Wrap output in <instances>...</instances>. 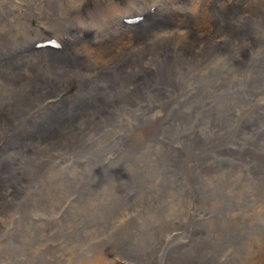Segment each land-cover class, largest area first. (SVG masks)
I'll return each mask as SVG.
<instances>
[{
    "label": "bare ground",
    "instance_id": "bare-ground-1",
    "mask_svg": "<svg viewBox=\"0 0 264 264\" xmlns=\"http://www.w3.org/2000/svg\"><path fill=\"white\" fill-rule=\"evenodd\" d=\"M84 1L61 0L54 14L25 9L20 0L0 2L11 14L0 18V130L5 133L0 135V248L4 245L2 241L16 231L11 225L20 218L23 188L27 189V195L38 186L30 178L38 170L63 167L66 161L55 169L46 163L49 158L57 163V157L68 152L73 144L81 145L83 140L78 142V135L82 139L83 135L95 132L96 119H103L114 130L102 162L108 159L106 154L112 157L106 164L121 154L126 156L125 146L130 142L125 133L128 127L139 128L142 138L137 141L144 140L150 148V162L155 161L161 167L156 176L158 183H163L169 174L180 178L188 153L195 156L196 151L211 146V135L220 129L226 131L229 126L240 129V125L247 126L253 117L251 127L264 135L260 131L264 128V0H120L124 6L118 0H92L94 8L87 12L91 17L88 20L80 16ZM211 5L215 8H210ZM137 15L144 20L140 24L127 21ZM30 18L35 19L36 26ZM13 28L17 41L5 35ZM45 30L50 33L45 34ZM45 39H52L58 47L32 49L36 42ZM21 45H28L29 51L18 50ZM70 81L75 86L71 95L64 90L65 82ZM243 117L246 121H242ZM184 125L191 127L183 130ZM156 130L168 136L167 143L174 140L184 143L186 154L177 156L172 150L163 149V142L161 146L155 143L151 132ZM243 135V142L235 144V151L247 157L255 145L250 146L247 141H255L257 134ZM1 152H9L10 156ZM260 155L264 156V146ZM22 157H33L40 162L23 168L26 172L21 173L18 164ZM258 157L253 162H259ZM252 168L250 176L238 173L235 177L255 178L258 183L246 182L230 191L234 201L246 187L245 193L264 188V175ZM46 184L49 189L55 188ZM69 185L74 192L75 179ZM87 188L88 181L84 178L78 193ZM175 193L183 208L182 226L188 206L191 210L196 206L188 205L189 197L183 190ZM221 202L223 208L219 203L212 205L218 213L226 209V202ZM227 205L231 204L227 202ZM60 208L50 218L52 222H58ZM230 213L215 218L228 222L221 229L222 241L233 236L237 226L245 221L251 222L253 231L255 216L264 215V210ZM30 220L44 221L35 214ZM209 221L212 217L200 227ZM175 224L176 221L171 222ZM182 227L191 236L189 229ZM175 229L179 227L170 232ZM60 236L63 242V234ZM45 238L54 240L50 235ZM152 239L148 246L154 250L151 255L137 257L122 252V258L111 253L122 250L118 241L110 247L99 241V255L84 264H157L159 257L156 259ZM67 257L66 254L63 257L65 262ZM192 257L189 252L180 253L174 264H196ZM229 260V264H264V252L247 253L238 261L234 257Z\"/></svg>",
    "mask_w": 264,
    "mask_h": 264
},
{
    "label": "rangeland",
    "instance_id": "rangeland-1",
    "mask_svg": "<svg viewBox=\"0 0 264 264\" xmlns=\"http://www.w3.org/2000/svg\"><path fill=\"white\" fill-rule=\"evenodd\" d=\"M6 1L0 0V2ZM60 2L61 0H20V4L25 9L31 11L45 10L51 14L56 12ZM120 4L124 6V2L120 1ZM0 7V18L3 19L11 15L6 7ZM209 7L215 8L214 5ZM93 8L92 0H85L80 16L86 20L90 19L91 17L87 12ZM30 22L36 26L34 18H30ZM11 32L13 33L9 35ZM9 33L5 32L7 39L18 40L17 36L13 37L14 28ZM49 33V30H45V34ZM68 83L65 82L64 90H67V93L71 95L75 91V86L72 81L69 85ZM248 117L251 118V116ZM252 118L247 126L240 125L241 130L237 126H233L234 130L233 127L229 126L226 127V131L221 129L216 131L212 134L213 136L211 135L214 145L211 144V146L202 148L199 150L201 152L196 151L197 156L190 157L192 153L190 155L188 153L189 158L186 161L183 175L176 178L169 174L170 176H167L163 183H158L159 181L156 179L161 167L155 161L150 162L149 146L144 140L137 141L138 138H142L139 128L128 127L129 130L127 131L129 132L126 131L125 133L128 138L127 141L131 143H127L125 146L127 148L126 156L121 154L117 160L106 164L107 160H112V157L110 158L109 154H106L108 159L102 162L103 155L109 150L108 138L114 130L108 127L103 119H96L93 126L95 132L83 135L82 139L81 134L78 135L76 140L78 142L83 140L81 145L73 144L68 152L59 155L57 157L58 164L51 158L46 163L50 164L51 169L53 167L55 169L66 161L63 167L57 170H44L46 172L42 171L43 173L41 170L36 171L30 179H34V185L38 186H35L27 195H25L27 189L23 188L20 218L16 224L11 225V227L15 226L16 231L2 241L4 245L0 248V264H84L92 257L99 255L101 251L99 241L106 242L109 247L114 246L118 241L122 250L111 251V253L121 258L122 252L132 256L147 257L154 251L148 247L152 238H155L151 242L154 244L156 259L159 257L157 264H169L170 259L174 264L178 255L184 252L191 253L196 264H229L228 260L231 257L238 261L247 253L264 252V215L255 216L253 231L250 230L251 222L245 221L239 224L235 234L225 241H222L221 229L228 222L215 219L220 218L221 213L224 215L231 214L230 211L232 214L242 211L249 214L264 210V188L251 189L254 190V193H245V190L248 189L246 187L247 189H242V195L235 201L229 195L230 191L234 192L246 182L258 183L255 178L237 179L235 174L241 173L242 176H250L249 169L253 167L252 170L254 169L260 175H264V156L260 155L264 146V135L257 133L251 127ZM19 120L20 118L15 121L18 122ZM243 120L246 121L245 117L242 118ZM189 127L191 126L184 125L182 129L185 130ZM262 130L264 131V128H260V131ZM152 132L151 136L155 143H159L158 145L161 146L163 142V149H170L177 156L186 154L184 143L179 142V144L175 140V143H167L168 136L166 137L159 130ZM252 132L257 134L256 140L250 143L247 141V143L250 146L255 144L254 149L249 156L241 157L235 151V144L243 142L241 140V138L244 139L243 134H251ZM4 134L0 130V135L3 136ZM224 135L225 137L221 139V142H217ZM237 138L239 139L237 140ZM232 143L234 144L232 145ZM202 152L203 154H201ZM227 152H232L233 155H227ZM1 153H8L10 156L9 152ZM257 155H259V162L255 163L253 159ZM38 162L40 161L33 157H22V161L19 164L16 163L21 173H25L23 168L30 165L34 167ZM102 163H105V166ZM61 168L63 170L60 172ZM222 171H224V175L220 173ZM84 178L88 181V188L82 193H78V187ZM74 179L73 192L69 183ZM46 183L54 185L55 188H47ZM175 190H183L184 194L186 193L189 197L188 205L196 206L192 210L191 206H188L186 220L182 224L189 229L191 236L180 226L183 208L180 206L179 196ZM223 195L224 198H222ZM225 197H228V200ZM221 201L226 202V209H223L225 212L220 210L218 213L217 207H212V205L219 203L220 208H223L224 205ZM227 202L233 206L227 205ZM63 203L64 205H62ZM227 206H231L229 207L230 211ZM58 208H60L58 210L60 212L58 222H52L50 218L57 212L56 209ZM208 208H214L213 211H216L212 213L213 211ZM32 214L38 215L44 221L42 223L31 221L30 216ZM208 217H212V221L200 227V224L206 221ZM172 221H176V224L171 225ZM185 222L187 223L185 224ZM176 227L179 229L170 232ZM198 228H200L199 232L194 235ZM61 234H63V242L59 240ZM49 235L54 240L47 238V241L45 237ZM129 251L133 253H129ZM62 252L68 256L66 262L63 258L65 254ZM201 255L204 257L203 259H201Z\"/></svg>",
    "mask_w": 264,
    "mask_h": 264
}]
</instances>
